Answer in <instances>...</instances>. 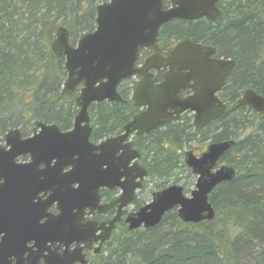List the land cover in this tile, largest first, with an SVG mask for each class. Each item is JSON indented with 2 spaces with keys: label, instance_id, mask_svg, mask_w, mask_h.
Returning a JSON list of instances; mask_svg holds the SVG:
<instances>
[{
  "label": "water",
  "instance_id": "1",
  "mask_svg": "<svg viewBox=\"0 0 264 264\" xmlns=\"http://www.w3.org/2000/svg\"><path fill=\"white\" fill-rule=\"evenodd\" d=\"M164 1L109 0L99 5L96 8L95 30L83 35L75 46L70 44L67 28L56 29L51 50L55 57L64 58L66 79L62 94L70 96L81 86L75 99L78 112L72 128L68 131L63 132L55 125L36 122L32 136L22 139L20 131L14 129L4 135L3 146L0 142V235L4 234L0 242V264H24L21 256L26 242L21 241L18 232L21 226L32 227L34 221L27 214L22 215V203L25 201L22 197H36L38 193L48 191L52 192L50 197H58L56 195L61 192L58 186L65 183L69 187L65 197H70L71 211L77 208L93 210L98 202L100 188L119 186L123 194L116 202L119 204L118 212L108 227L102 226L104 236L101 242H104L109 238L115 224L120 221L122 209L132 199L136 189L134 181L138 178L142 180L146 176V171L141 167H127L137 155L127 156L128 150L116 157L117 152L122 149L120 142L134 131H137V135L149 134L165 124L177 121L186 111L194 113L193 124L199 130L206 128L223 114L224 106L213 96L218 87L202 96L195 91L193 97L180 101L176 96L178 89L175 82L178 78L172 68L170 78L157 86L146 74L149 70L159 69L163 65L157 46L161 26L174 20L220 21L222 13L217 8V3L221 0H169L168 8H164ZM147 48L154 50V56L144 67L135 69L138 51ZM204 50L209 54L214 52V48L182 41L175 47L170 60L191 61L183 68L193 72L198 68L194 60ZM218 65L220 64L209 63L205 66V71L212 74L220 69ZM234 66V61H226L224 76H228ZM139 74L143 75V79L135 90L134 106L146 107V110L128 123L124 127V133L118 138H109L98 145L91 143L92 127L88 111L90 106L105 101L123 103L116 88L121 82ZM239 105L250 106L264 115V98L250 89L245 91ZM232 145L233 141L212 143L200 157L187 152L184 157L185 164L197 176L195 189L190 197L184 196L183 188L176 185L154 194L149 204L137 213L127 216L125 222L129 230L155 228L164 215L173 209L184 224L213 221L215 210L208 196L217 186L233 181L235 171L226 166L212 170ZM20 157H28L29 162L17 163ZM52 162L54 164L51 167ZM40 165H44L45 169L38 173L37 168ZM66 167L70 170L62 176L61 171ZM55 177H60V181H52ZM122 178L125 181L119 183ZM127 185L130 186L128 189ZM54 186L58 187L57 190L53 189ZM60 210L58 217L49 218L45 224L51 228L52 242L58 240L59 223L67 220L63 216V209ZM70 222L71 235L80 236L70 243L75 241L88 244L96 240L93 239L94 233L98 231L95 226L86 230L74 229V214H71ZM65 262L86 264L83 259L73 255L63 260L56 257L48 264Z\"/></svg>",
  "mask_w": 264,
  "mask_h": 264
},
{
  "label": "trees",
  "instance_id": "2",
  "mask_svg": "<svg viewBox=\"0 0 264 264\" xmlns=\"http://www.w3.org/2000/svg\"><path fill=\"white\" fill-rule=\"evenodd\" d=\"M106 1L0 0V138L14 129L25 137L36 122L61 131L71 128L76 94H62L64 59L54 56L51 44L58 27L68 29L71 44L93 32L96 8ZM218 6L223 13L220 22L174 24L178 28L170 31L171 37L216 47L236 62L240 86L264 97V0H222ZM183 29L188 33L182 34ZM89 113L90 138L97 141L127 122L131 111L102 103L92 105ZM219 124L222 129L210 138L214 142L227 139L224 118ZM203 134L185 123L181 130L172 128L160 136L158 146L181 141L184 147L195 136L204 141ZM169 159L165 151L154 156L150 174H166ZM242 184L238 179L222 185L209 197L216 213L211 222L184 224L173 210L152 229L129 232L121 226L101 264H264V195H255L264 194V184L252 195L242 194Z\"/></svg>",
  "mask_w": 264,
  "mask_h": 264
},
{
  "label": "flooded vegetation",
  "instance_id": "3",
  "mask_svg": "<svg viewBox=\"0 0 264 264\" xmlns=\"http://www.w3.org/2000/svg\"><path fill=\"white\" fill-rule=\"evenodd\" d=\"M198 22L202 24L205 22L211 24L217 23L201 19L190 22L172 21L164 24L159 31L157 43V46L159 48L160 61L161 63H163V65H161L159 69L149 70L148 72H146V74L151 77L153 84L157 86L163 84L166 78H170V69L172 68V70L177 74L178 78V80L175 82L176 88L178 89L176 96L180 101L193 97L195 95V91L198 92V95L202 96L206 94V92L210 90L214 91L216 87H218V90L214 93L213 96L224 106L225 110L223 114L219 118L211 122L206 128L199 130L195 128L193 124L194 113L186 111L180 115L177 121H172L168 124H165L157 128L156 130L151 131L149 134L137 135V131H134L129 134L125 140L120 142V146L122 147V149L117 152L116 157H120L122 152L126 153L128 152V150L129 152L126 153L127 156L133 154L137 155L132 161L128 163L127 167L133 168L135 165L137 167H141L146 171V176L142 180L138 178L134 181L136 189L132 194V199L130 200L128 205L122 209L120 221L115 224L113 230L109 234V238L104 242H101V239L104 236L102 226H104L105 228L108 227L110 221L116 216L118 212L119 204L116 202L120 197H122L123 194V190L119 186H115L113 188H100L98 190V202L96 208H94L93 210L89 208H77L71 211L70 197H65V192L69 191V187L65 185V183H62V185L58 186L61 190V192L56 195L58 197H50V195H52V192L50 191L38 193L36 197H22L25 200L22 203V205H24L22 215L27 214L28 216L32 217V221H34L32 227L26 225L21 226L18 232V236L21 241L26 242L24 245L25 251L21 256V261L24 264H48L51 263L56 257L63 260V258H69L72 255L75 258L83 259L86 264H101L107 254L109 246L113 244L115 235L117 234V231L120 230L121 226L126 227L129 232H132L129 230L128 224H126L125 222V219L128 215L137 213L141 208L150 203L154 194L162 192L170 186L176 185L183 188V186L179 185L177 181L170 180L169 182L172 183L168 186H166L167 183H164L161 187L154 188L152 193H150L151 198L149 201L145 202L140 199V197L143 196L142 192H145L146 190L148 179L153 177L161 178L159 177V175H157V172H154V175L150 174L152 173L151 162L154 156L161 155L164 151L167 153L170 151V149L172 150L168 153L170 154L171 159L166 162L168 163V166L170 165V169L168 172H171L176 170L178 167H182L183 162L185 164L184 157L187 152H192L195 157H200L205 152L207 146L212 143L233 141L234 145H232L220 157L216 167L212 171H215L221 166L230 167L235 171V179L231 182H226L217 186L208 197H210L222 185L234 183L238 179L242 180V185L244 188H247L248 184L257 187H260L262 186L261 184H264V115L254 111L250 106L239 105L246 90L250 89L257 95L260 94L249 87L240 86L241 78H237L236 75V62L233 59L222 55L216 47L201 40L192 41L191 39L184 38L177 39L171 37L170 35V31L168 29L169 25H189ZM161 31H164L166 35V37H164L163 39L160 38ZM182 41H190L203 47L214 48V52L209 54L205 50L201 51V54H199L197 59L194 60V63L198 66V68L196 71L191 72V70L183 68L185 67V64L191 61L185 59H181L180 61L179 59L170 60L174 48L178 43ZM154 54L155 52L151 48L138 51L136 63L134 66L135 69L144 67L147 61L151 57H153ZM229 60L234 61L235 66L228 76H224L225 62ZM209 63L220 64L218 65L220 66V69L216 72H213L212 74L211 72L209 73L205 71V66H207V64ZM169 64H171L173 67H171ZM156 65L158 64L156 63ZM143 72L145 73V71ZM171 77L174 78V75H171ZM142 79V74L135 75L132 78L121 82L120 85L116 88L117 93L121 97L123 103L113 104L126 107L128 112L131 111L128 121L125 122L120 128L115 129L113 133L97 141H92L90 138L91 143L98 145L109 138H118L124 133V127L128 123H130L136 116L140 115L146 110V107L136 108L134 106L135 90ZM222 118H224L223 130L227 134L226 140L214 142L211 139H207V142H198V136H195V138L189 143L188 147H191V143H198L200 145L204 144V146H192L188 151H185L184 154L182 145L179 144L181 141L177 142L178 145L171 144L170 146H167V148L166 146H163V148L162 146H160L161 148L158 146V139L160 136L164 137L168 133V131H171L172 128L181 130L182 125H185V123H190V127L192 128L193 132H204L203 135L213 133V135H215L222 129V125L219 124V121ZM32 134L30 136H32ZM30 136L24 137L21 134L22 139L28 138ZM127 145H129L128 148L125 147ZM16 162L19 164L28 163L29 158L20 157ZM53 164L54 162H52L50 166L52 167ZM44 169L45 166L40 165L37 168V172L40 173ZM187 169L192 174L191 170L189 168ZM69 170V167L64 168L61 171L62 176ZM168 172L166 174L170 175V173ZM135 173L136 172H133V174ZM166 174H163L161 176L164 177ZM192 175L195 176L197 180V176L194 174ZM40 179L43 178L40 177ZM52 181H60V177L52 178ZM124 181L125 179L122 178L119 183ZM58 187L54 186L53 189L57 190ZM129 187L130 186L127 185L126 189H128ZM259 192H261V190ZM183 193L185 196H189L187 195L185 188H183ZM255 195L256 197L257 195L259 196V194ZM60 209H63V216L66 217L67 220L59 223L57 235L58 240L52 242L50 240L51 228L48 225L46 226L45 224L49 218L58 217L61 213ZM71 214H74L75 216L76 227H74V229L77 230L78 228H81L83 230H86L91 226H95V228L98 229V231L94 233L93 237V239L96 240H93L88 244L76 243L75 241L70 243L71 240H75L80 237L71 235ZM141 229L142 228H140L139 230ZM3 237L4 234H1L0 242ZM14 262L15 261L13 260V263ZM64 264L68 263L65 262ZM73 264L81 263L74 262Z\"/></svg>",
  "mask_w": 264,
  "mask_h": 264
},
{
  "label": "rangeland",
  "instance_id": "4",
  "mask_svg": "<svg viewBox=\"0 0 264 264\" xmlns=\"http://www.w3.org/2000/svg\"><path fill=\"white\" fill-rule=\"evenodd\" d=\"M178 27H175L174 24L172 25H169L168 29L169 31H174V29L176 30ZM189 31V29H183L181 30L182 34H187ZM27 129L29 127H26ZM29 131V129L27 130ZM32 134V130L30 132H27V136H30ZM204 141H208L210 140V138L213 136V133H209V134H206L204 135ZM208 139V140H207ZM189 145V144H188ZM188 145L182 147L183 149V154L185 151H188L189 148H191L192 146L196 147V146H201L203 147L204 144H198V143H191V147H188ZM170 151H172L170 149ZM169 151V152H170ZM167 152V153H169ZM166 153V154H167ZM179 163V162H178ZM170 173L169 174H166L164 177H161V178H150L148 179L147 181V187H146V190L145 192H142L143 196L140 197V199L142 201H149L150 200V193H152L153 189L156 188V187H161L164 183L168 186L169 184H171L172 182H169L170 180H175L178 182L179 185H182L183 188H185V191L187 192V195H189V193L194 189V185H195V182H196V178L195 176H193L190 171L187 169V167L185 166L184 162H183V165L182 167H178L176 170L174 171H171V172H168ZM169 182V183H168ZM261 190V188L257 187V186H249L247 188H245L242 192L243 193H247L248 195H252L254 193H258L259 191ZM264 194H260L258 197H263ZM120 234V231H117V234L115 235V238Z\"/></svg>",
  "mask_w": 264,
  "mask_h": 264
}]
</instances>
